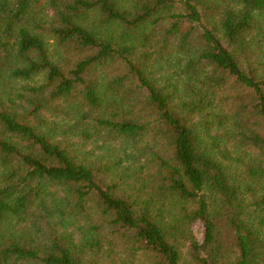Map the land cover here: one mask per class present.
Here are the masks:
<instances>
[{
  "label": "trees",
  "instance_id": "trees-1",
  "mask_svg": "<svg viewBox=\"0 0 264 264\" xmlns=\"http://www.w3.org/2000/svg\"><path fill=\"white\" fill-rule=\"evenodd\" d=\"M0 173V264H264V0H0Z\"/></svg>",
  "mask_w": 264,
  "mask_h": 264
},
{
  "label": "rangeland",
  "instance_id": "rangeland-1",
  "mask_svg": "<svg viewBox=\"0 0 264 264\" xmlns=\"http://www.w3.org/2000/svg\"><path fill=\"white\" fill-rule=\"evenodd\" d=\"M49 52L52 53L55 51V46L54 42H50L48 45ZM160 69V68H159ZM174 70L168 66L161 67V74H169L172 73ZM43 80V77L39 79V82ZM35 82V81H34ZM47 120L50 122V127L51 129L56 131L57 136H63V133H65L66 129L69 127V124L67 121L57 118V117H52L48 116ZM230 152L231 148L228 149ZM254 155V152H250ZM233 157H235V153L232 152ZM1 175V173H0ZM70 231V230H69ZM192 234L196 237L198 241H202L203 238V227L202 224L196 223L192 226ZM152 262V256L148 254H144L140 256L136 264H150Z\"/></svg>",
  "mask_w": 264,
  "mask_h": 264
}]
</instances>
